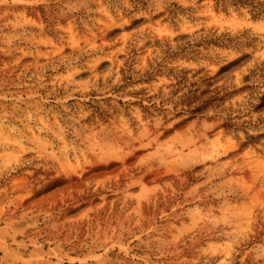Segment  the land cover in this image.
I'll list each match as a JSON object with an SVG mask.
<instances>
[{"label": "rangeland", "instance_id": "rangeland-1", "mask_svg": "<svg viewBox=\"0 0 264 264\" xmlns=\"http://www.w3.org/2000/svg\"><path fill=\"white\" fill-rule=\"evenodd\" d=\"M228 64L219 85L263 69L264 93L249 5L0 0V264H264V111L141 108Z\"/></svg>", "mask_w": 264, "mask_h": 264}, {"label": "trees", "instance_id": "trees-1", "mask_svg": "<svg viewBox=\"0 0 264 264\" xmlns=\"http://www.w3.org/2000/svg\"><path fill=\"white\" fill-rule=\"evenodd\" d=\"M216 4L223 8L229 4L240 6L249 5L252 8V12L255 16L264 17V3L258 0H215ZM224 36L220 35L214 37L213 35L203 36L204 43H213L216 45H225L227 40H224ZM233 64H228L220 68L215 76L203 75L202 71L196 72L193 76H188V71H180L176 76V81L171 85V89L168 93L159 91L155 96H146L150 106H141L144 112H148L149 108H153L154 111L164 112L166 110L165 105H172L175 110H179L178 114H188L189 117H195L205 114L209 110L216 111L224 115L223 127L225 129H235L238 126L242 129H246L249 125H252V119L249 113L254 111L261 113L264 111V93L257 96L255 93V87L253 86V79L259 77L263 69H255L250 71L249 74L243 77V83L241 87L232 91L228 90L226 85L218 84L221 77H224L228 71L232 69ZM247 93L249 99H257L259 102L253 104L251 101H247L248 108L247 113L241 111L240 105H234L230 103L231 99L241 93ZM153 99L159 100L158 105L153 102ZM229 104L226 106V103ZM179 108V109H178ZM247 117L248 119L239 122V119ZM257 124H264V118L257 119ZM248 143H255L258 141L261 134L252 135L245 132ZM247 144V143H246Z\"/></svg>", "mask_w": 264, "mask_h": 264}]
</instances>
